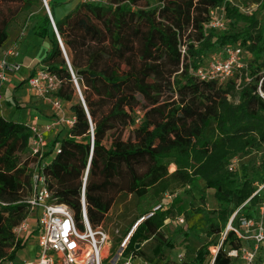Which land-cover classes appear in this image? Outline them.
Segmentation results:
<instances>
[{"label": "trees", "instance_id": "1", "mask_svg": "<svg viewBox=\"0 0 264 264\" xmlns=\"http://www.w3.org/2000/svg\"><path fill=\"white\" fill-rule=\"evenodd\" d=\"M248 1L258 9L247 15L232 0H81L56 19L48 0L65 55L44 0H0L16 3L0 17V49L11 29L22 30L20 23L52 43L42 61L60 78L57 94L70 103L75 122L62 126L48 144L46 156L59 147L42 173L81 229L83 200L97 227L122 194L158 202L169 191L203 182L218 204L205 214L207 235L220 239L204 243L191 264H243L229 253L254 241L227 225L240 228L242 217L264 221V190L257 192L264 183V0ZM220 5L225 29L208 28L210 10ZM226 47L241 49L243 67L222 83L200 78L198 71ZM70 69L84 87L83 101L73 102ZM33 137L28 124L2 114L0 103V264L15 260L24 246L16 228L32 216L28 198L39 162L30 153ZM252 154L261 159L260 171L251 162L228 166L233 157ZM170 200L167 208L141 207L129 251L141 244L137 254L146 258L145 247L170 243L165 223L186 211L181 196ZM212 246L218 248L213 261ZM262 260L264 245L257 261Z\"/></svg>", "mask_w": 264, "mask_h": 264}, {"label": "built area", "instance_id": "2", "mask_svg": "<svg viewBox=\"0 0 264 264\" xmlns=\"http://www.w3.org/2000/svg\"><path fill=\"white\" fill-rule=\"evenodd\" d=\"M47 4V0H44ZM89 1V0H82ZM224 5L217 6L210 10V19L208 28L225 29L226 19L224 13ZM48 14L52 25L55 29L59 44L62 51L66 54V49L62 39L57 31L55 21L52 18L50 7L47 5ZM185 52V49L183 50ZM15 50H9L0 60V83H12L13 78L9 71H18L20 64L11 60L13 56H18ZM241 49L226 47L224 55L212 59L206 68L200 69L198 75L202 79L215 80L220 83L234 75L237 68L243 67L240 61ZM72 81L78 89L82 98L79 86V79L70 69ZM61 80L58 75L45 67H39L28 78L27 85L29 90L36 96L47 102H50L54 110L59 115L49 124L40 129L37 125L30 126L34 133L30 153L37 156L39 162L34 167L32 175V194L28 198L32 215L36 216L39 226L38 246L39 254L37 259L27 261L25 264H152L147 258L137 254L139 248L129 251L131 237L136 229V225L128 232L126 237L120 242L118 248L112 251V238L103 225L94 227L90 224L86 214L85 202L83 200V225L81 229L74 218L72 209L65 203L59 202L52 196V192L47 188L45 176L42 173V166L45 162L48 141L45 133L58 131L60 127L71 126L75 122L74 116L66 114V103L60 96L58 90L61 88ZM2 95L0 93V101ZM83 101V98H82ZM37 119V118H36ZM59 144L57 143L54 152L57 151ZM264 189V183L261 185ZM259 192V190L257 191ZM173 195L168 194V198ZM158 205L155 209L160 208ZM264 213V205L262 207ZM149 214L148 216H150ZM147 216V217H148ZM143 219V218H142ZM142 219L138 220L141 222ZM184 222L183 219H180ZM240 228L230 225L227 230H234L236 234L245 240H252V247H245L241 251L232 250L229 255L239 258L243 264H264V260L260 263L257 261L260 248L264 245V221H256L245 217L240 218ZM28 222L24 221L16 228V232L27 230ZM218 249V248H217ZM215 251V250H214ZM217 251L212 254L213 258ZM179 259L183 257L180 254ZM12 264V263H10Z\"/></svg>", "mask_w": 264, "mask_h": 264}, {"label": "rangeland", "instance_id": "3", "mask_svg": "<svg viewBox=\"0 0 264 264\" xmlns=\"http://www.w3.org/2000/svg\"><path fill=\"white\" fill-rule=\"evenodd\" d=\"M48 1V0H47ZM232 4H234L237 8L243 11L245 14H250L251 12H255L258 9V5L251 4L248 0H232ZM16 3L12 4H4V2L0 3V17L6 14L10 8H14ZM66 6V7H65ZM262 10V7H260ZM56 11L62 12H69L68 4L58 5ZM74 9V8H73ZM25 16V15H23ZM21 18V19H20ZM19 20L22 21L23 17H20ZM243 23H240L239 26H242ZM13 26V25H12ZM20 28L24 29L25 27L22 26L20 23ZM16 30L11 29V34L13 35ZM14 36V35H13ZM10 43V40L0 49V60L9 48H6ZM8 44V45H7ZM6 46V47H5ZM44 51V50H43ZM39 57H42V51L39 49L37 51ZM46 55V51L44 52ZM22 74L24 79L26 75L29 74L25 69H22ZM78 78V77H77ZM79 79V78H78ZM81 92L84 90V87L79 82ZM73 87L75 89V94L73 97V102H77L80 100V95L78 89L76 88L75 84L73 83ZM4 100L0 103L4 105L6 108L9 107L8 104L6 105V100L8 99L9 102L15 104L17 102L19 107H21V115L18 116V109H15L11 113L5 108L4 116L7 119H16L20 122L25 123L26 117L29 114L28 104H30L31 95L28 90L27 84L24 82L17 91L16 96H12L9 92H5ZM7 98V99H5ZM234 102H238V99L232 98ZM18 104H15L17 107ZM52 106V105H51ZM53 108V107H52ZM66 114L67 107H66ZM131 133L130 130L125 132V137ZM65 132L62 133L64 135ZM264 154V149L262 150ZM55 152H52L45 158V162H50ZM261 159L256 156L255 154L249 156H235L232 160L228 163V166H232L233 168H241L242 163L251 162L252 165L255 167V170H261ZM260 163V164H259ZM176 169L175 165H172L170 171L173 172ZM262 183L259 185L258 190L261 189ZM174 196H181L183 199L182 205L185 206L186 211L183 213H179L176 211L172 216L168 218L163 228V233L169 239V244L167 246H163L161 248H155L154 245L147 246L144 248L146 251V258H152L150 262H156L157 264H164L166 261L175 262V263H183L186 262L187 264H191L194 256L196 255V251L207 242H217L220 239V236H208L207 235V224H206V217L205 214L212 212L218 206L217 201L214 197V190L208 189L204 186L203 182L200 183L199 188L193 189L190 186H186L183 188H179L176 190L169 191ZM262 196L261 201L264 202V194L263 191L261 192ZM163 204V208H167L171 204L170 198L165 196H161L158 202L155 200L150 201H143L134 195H126L122 194L117 198L116 203L106 216L105 222L103 224L104 228L109 232L112 238V251H115L118 248L120 242L126 237L128 232L133 228L132 223L139 215V211L141 207L144 206L148 207H157L158 204ZM155 208H153L155 210ZM34 216V214L32 215ZM180 219H183L184 222H181ZM230 225H227V229ZM226 229V230H227ZM128 232L125 235V232ZM18 234L21 232H17ZM224 235V234H223ZM215 250V251H214ZM217 247L212 246L210 248L211 257L214 252H216ZM182 254L183 257L179 259V255ZM161 255L165 257V260L161 258ZM213 261V259L211 260ZM105 264H110L108 261H105ZM212 264V263H211ZM237 264L239 262L237 261Z\"/></svg>", "mask_w": 264, "mask_h": 264}, {"label": "crops", "instance_id": "4", "mask_svg": "<svg viewBox=\"0 0 264 264\" xmlns=\"http://www.w3.org/2000/svg\"><path fill=\"white\" fill-rule=\"evenodd\" d=\"M51 1L53 3L55 18L61 19L64 15L67 14V12L66 11L57 12L55 8L58 5L68 4L69 10H72L81 0H51ZM51 15L53 20L55 21L52 12ZM13 35L10 32V39H9L10 43H8L9 45L7 44L8 46L5 47L9 48L10 50H15L16 52H18L19 54L18 56L16 57L13 56L10 59L18 62L21 67L18 71H9L10 76L13 78L12 83H5V84L0 83V93L2 95V100H4V96L6 95L5 92H9L12 96L13 95L16 96L20 84H23L24 82L27 84L28 78L35 72V70L38 69L39 67H44L42 60L48 54V50H50L52 47V43L49 39H42L35 36L31 32L30 28H24L21 31L16 30ZM39 49L42 51L43 54L42 57H39L37 53ZM45 51H46V55L44 54ZM22 69H25L29 74L28 76L26 75L25 79L22 74ZM29 92L32 97L30 100L31 103L27 105L29 109V114L26 117L25 123L28 124L29 126L37 125L40 129H42L44 125L54 121L55 118L59 115V113L56 110H54V108H52L50 102H47L39 97H36L30 90ZM7 104L9 106L7 108L1 104L3 115L5 108L8 110L9 113L14 111L15 109H18L19 111L18 116L21 115V107H19V104L17 102H15V104H18L17 107L15 106V104L10 105L8 99L6 100V105ZM69 105L70 103L67 102L66 107H67L68 115H70V112L68 111ZM12 120L18 121L16 119H12ZM61 129L62 127H60L58 131L45 133V138L47 139L49 145L59 134ZM48 148H47V152L50 151V148L49 149ZM27 222H28L27 230L21 231V233L18 234L23 239L24 246L21 249H19L17 253V257L13 262L4 261L2 264H10V263L25 264V262L27 261H33L37 259L39 254L38 237L40 231L36 216H30Z\"/></svg>", "mask_w": 264, "mask_h": 264}, {"label": "water", "instance_id": "5", "mask_svg": "<svg viewBox=\"0 0 264 264\" xmlns=\"http://www.w3.org/2000/svg\"><path fill=\"white\" fill-rule=\"evenodd\" d=\"M44 3H45V1H44ZM47 5L49 6V3L47 2V4L45 3V6H46V9H47ZM47 12H48V9H47ZM50 17V16H49ZM64 53V52H63ZM66 55V54H65ZM232 221V220H231ZM137 248H140L141 247V244H138L137 246H136Z\"/></svg>", "mask_w": 264, "mask_h": 264}]
</instances>
